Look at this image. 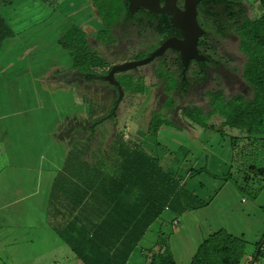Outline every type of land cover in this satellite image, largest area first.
<instances>
[{
    "label": "trees",
    "instance_id": "16d2710c",
    "mask_svg": "<svg viewBox=\"0 0 264 264\" xmlns=\"http://www.w3.org/2000/svg\"><path fill=\"white\" fill-rule=\"evenodd\" d=\"M13 1L0 0V57L7 41L16 35L8 19L2 14V8ZM255 2L264 12V0H255ZM127 6V0L96 2L95 9L103 26L102 31L96 33L99 40L110 43L113 41L112 30L119 25H128L131 22H140L139 25L143 23L147 30L160 35L170 27L168 16L154 15L143 10L142 17L137 19V15L128 13ZM202 7L208 22V32L205 34L206 40L203 46L209 54H205L208 58L207 62L195 65L196 70L191 73L195 79L190 80L188 76L190 73L183 77L180 72L182 70L180 63L176 65L170 63L172 64L170 66L167 62L171 53L169 50L155 60L162 62L169 71L166 74L161 73L165 76L163 90L167 95L166 107L175 106L173 97H177L178 100L184 99L194 85L206 82L210 77L207 73L208 69H221L223 58L217 54V41L225 38L227 33L238 25L236 35L239 40V50L247 57L242 78L247 83L251 96L248 99L237 94L231 100H225L223 93L219 91L211 94L212 111L205 114L201 108H182L180 112L186 122L202 129H213L208 126V119L211 115L217 114L224 120L226 127L239 130L240 135L230 137L214 132L222 139H228L232 163L239 164L255 175L263 176L264 14L259 19L244 22L241 0H204ZM234 13H237V20L227 22L225 18L228 15L232 18ZM224 15L226 17H223ZM59 44L66 49L64 50L70 57L71 67L77 71V79L85 83H105L100 77L107 75L112 66L91 48L83 30L75 25L68 26L59 39ZM171 68L174 70L170 71ZM106 84L116 90L114 86ZM131 86L128 85V89L130 88L129 91L132 92ZM115 103L116 100L106 120L112 121L116 118L119 108L114 110ZM100 122H103L101 118L92 123L91 132H94ZM163 125L172 126L173 124L170 120L154 114L147 133L156 137ZM157 147L158 156L151 157L120 135L110 146V154L107 158L102 155L100 158L93 159L91 164H87L85 160H79L76 167L78 173L72 174V179L62 180L63 174L57 176L52 196L54 199H61L51 203V210L55 211L56 216L67 215V213L62 214L61 206L68 192L61 190L58 185L66 183L76 187L73 194L68 195V198H78L75 206L84 201L76 212L78 223L69 228L74 230L71 232L72 238L66 236L63 217L53 223L56 232L70 245L73 253L84 264H126L135 247L150 227L165 214V211L178 217L194 210L195 204H200L196 197L179 184L182 178L188 179L196 173H190L195 162L192 153L185 148L171 151L160 145ZM90 167H94L90 173H83V169ZM203 172L208 173L206 170ZM94 199L97 201L95 202ZM88 217H91V220L88 221ZM263 239L264 235L256 244V248ZM245 249L246 242L243 239L221 229L202 242L191 264H240L244 258ZM151 253L150 250L149 254ZM154 255L146 261V264H172L170 256H164L161 262L155 258L159 254ZM263 256L264 244L254 259L256 261Z\"/></svg>",
    "mask_w": 264,
    "mask_h": 264
},
{
    "label": "crops",
    "instance_id": "0c3cea01",
    "mask_svg": "<svg viewBox=\"0 0 264 264\" xmlns=\"http://www.w3.org/2000/svg\"><path fill=\"white\" fill-rule=\"evenodd\" d=\"M23 1H25L23 2L24 4L29 3L30 6L36 5V0ZM67 2L68 0L62 2V5H59L57 9L50 8L52 10L51 15L46 17V19H43L44 17L42 15L45 10L40 2L39 10L41 12L39 13L37 9V18H33L30 15L31 12L26 13L27 16L25 19H23L22 15L19 13H13L14 16L9 15L10 19H20L22 23L27 26L22 29L24 33L19 35V42L10 43L25 47L27 49V54L30 55L28 62L32 63L33 66L32 72L26 76L27 87L32 88L35 93L41 95H47L49 93L48 84L55 88L54 93L57 92L58 88L64 87L76 95V97L74 95L71 101H75L76 103L83 102L84 104L90 103L95 107L97 104L98 91L93 92L90 84L76 78L77 71L71 68L70 57L67 55L64 48L62 49L59 46V39L66 31V29L63 31L62 27L66 28L67 26L75 25L83 30L80 25H83L84 22H89L90 26H94V22L91 24L90 21L93 17H95L94 21H96V16L90 14L92 6L94 7V3L92 0H69V2ZM90 15L92 16L91 19H89ZM60 17H62V20L50 33H48L47 36L49 37L46 38L43 29L50 23L57 21ZM68 22L69 24L65 26ZM59 26L61 27L58 29ZM96 26L97 27L94 26V31L99 32L101 26H98L97 21ZM36 29L37 31L30 35V33ZM56 29L58 30L55 31ZM38 33L41 34L39 38L37 37ZM51 36L54 42H44L50 40ZM46 43H50L49 49L45 48ZM8 51L9 47L6 51L4 48V53L2 52L0 61ZM14 52L17 53L19 50H14ZM53 52H59L63 59L55 61L48 60L47 55ZM62 62H64V68L58 72L56 66L60 65ZM138 70L140 69L137 68V71ZM128 73L130 72H127V74ZM139 76L140 72H137L136 78ZM123 77H125V75ZM127 93L128 92H125V94ZM138 94V96H140L141 93L138 92ZM122 102H120L119 105H121ZM38 105H41V109L54 116L55 112L59 111L60 104L55 105L46 102L42 104V102H39ZM188 107H200L205 109L203 106L198 105H189ZM140 108L143 110L144 106L140 105ZM85 110H87L88 113L93 111L92 108L88 106ZM80 111L81 110L76 109L75 112H73V110L65 111L61 128L64 135L58 136L55 131V128L60 126V116L56 114L55 119H52L55 126L53 127L51 135L53 139L58 142L57 148L59 145L61 148H55L46 153V166H49L48 161L54 158H50L49 156L63 155L66 145L68 144L77 143V145H81L80 148H83V151L78 153L84 155L83 158L87 164H91L93 159L100 158L104 154V157L107 158L108 154H110L108 150L103 153L98 149V147L101 146L102 134L101 137L100 135L99 137L95 135L90 137L89 133L84 135L79 134L81 125H75L80 123ZM208 112L209 111H207V113ZM219 117L220 116L217 114H213L209 117L208 126H211L213 129H202L186 122L179 115L176 117V121L167 118L172 121L173 125H163L159 129L156 137H151L145 132L148 127L145 129L143 128L145 123L143 121L140 122V127L138 128L135 127L132 129L133 126L130 125V129L134 131L133 134L128 135L124 133L125 140L130 138L135 146H140V150L151 157L158 156V145L171 151H176L179 148H185L190 151L192 155L195 156V162L191 167L190 173L198 171L199 174L192 175L188 179L187 177L183 179V186L184 189L192 194V196L196 197L197 202L200 203L198 205L195 204L193 207L194 210L178 217L169 211H165V214L150 227L144 238L135 247L126 264H146V261H149L151 256H155L154 254H159L156 255L158 257L155 258L161 262L164 260L163 257L168 255L171 258L172 264H191L202 242L221 229L246 242L247 249L240 264L244 262L255 264L256 261L254 257L258 252L256 244L259 243L264 235V217H262V215H258L252 222L249 221L248 224H246L249 230L241 226L237 234L227 230V224H222V228L217 227V229H215L212 227L211 231L206 234L201 223L197 221L198 216L210 207V203L217 202L216 197L218 190H215L213 186L222 185V183L217 182L219 180H215L207 174L211 173L214 175H228L234 177L233 180L236 186L243 181V189L239 188V190L253 193L256 198L260 196L258 193L260 190H256V187L260 186V189H264L262 188L264 185V175H255L245 170L239 164L230 161V150L227 141L221 140V138H218L219 135L216 134L218 131L215 129V126H220L221 124L223 125L222 127H226L224 120L221 117V119H219ZM130 119L132 120L131 124L139 125L140 115L135 118L131 115ZM94 121H92V123ZM108 123L111 124V127L113 126L110 129H116V132H122V130L128 131L129 125L125 123L122 125L123 128H121L117 118H114ZM104 125L106 126L107 123L105 122ZM75 127L77 131H74ZM66 129H69L68 134H66ZM35 131L38 134L31 138L29 136L28 138H30V140H26L25 143L35 144L34 153L38 161L40 153L45 150L48 137L44 140V145L41 146L43 132H39V129H35ZM234 131L240 135L239 130ZM8 134V127L0 132V135L8 136ZM11 138L10 136L9 142H3L9 139L0 137V264H84L82 260L73 253L70 245L56 232L53 225V223H56L57 220L63 217L62 222L65 224L66 236L72 238L71 232H74V230H70L69 228H72L75 223H78L76 220V212L84 202H80L75 206V202L78 198H68V195H72L76 187L66 183L58 185L61 190L68 192L67 198H63L61 206L62 214L67 213V215L65 217H61L60 215L56 216L54 214L55 211L51 210V203L58 202L61 198L54 199L52 190L56 184L57 176L61 174L63 169H58L60 171L56 170L54 161H50V167L45 168L44 166L39 168L35 166V158H33V152L30 151L29 147L23 146V148H20V151H17L16 145L11 144L15 142V140L11 141ZM106 138L109 137L106 136ZM146 140L152 144L146 143ZM110 146H108V149H110ZM59 150L60 154L58 153ZM92 168L94 167L83 169V173H90ZM204 170L208 173L205 174L203 172ZM65 171H67V173L63 174L62 180L65 178L72 179L69 174L78 173L77 168L75 171L73 168L65 169ZM98 171L99 168L97 169V172ZM189 179L190 181L187 185ZM196 179H200L201 182L199 180L195 182ZM94 201L96 202L97 199H94ZM205 201L209 202V204L205 206L208 208L202 207L206 205ZM224 206L227 207L226 205ZM66 210L67 212H65ZM235 210H238L237 207ZM244 214L243 211H239L235 217L245 222L246 219L244 218ZM224 218L226 219V216ZM232 219H234V216ZM89 220H91V217H88V221ZM254 227H257L256 230L253 229ZM150 250L152 251L151 254H149ZM122 255L121 253V257Z\"/></svg>",
    "mask_w": 264,
    "mask_h": 264
},
{
    "label": "rangeland",
    "instance_id": "374dc122",
    "mask_svg": "<svg viewBox=\"0 0 264 264\" xmlns=\"http://www.w3.org/2000/svg\"><path fill=\"white\" fill-rule=\"evenodd\" d=\"M65 1L66 0H36L35 6L38 7H35V6H30L29 3L24 4L23 2L25 1L23 0H14L10 5L2 8L3 16H5L6 19H8V22L10 23L12 29L16 32V35L14 36V38H11L7 41L5 51L8 49V47H9V51L4 55L3 59H1L0 61V132L4 131L6 127L9 128L8 136L0 135V137L4 139H9L3 142H9L11 136L12 137L11 141L15 140V142H12L11 144L16 145L17 151H20L21 150L20 148H23V146H28L30 151L33 152V158H35L36 157L34 153L35 144L25 143V142L26 140H30L31 137H35L38 134L36 133L35 129H39V132H43V137H42L43 141L41 143V146L44 145V140L47 137H48V142L45 147V150H43L40 153L38 161L35 158V162H34L35 166L39 168L44 166L45 168L50 167L51 166L50 161H54L55 169L56 170L63 169L61 174H64L67 173L65 169L73 168L75 171L79 160L81 159L85 160L83 158L84 155L78 153L80 151H83V148H80L81 145H77V143L68 144L66 145L63 155L49 156L50 158L54 157L55 159L54 158L50 159L48 161L49 166H46L47 165L46 164L47 157L45 158L46 153L49 150H53L57 148L58 146V142H56L51 135L53 127L55 126V124L52 122V119H55L56 114L60 116L59 119L60 126H57L55 128V131L57 132L58 136L64 135L63 130L61 128L64 119L63 116L66 110L67 111L73 110V112H75V109L81 110L79 112L81 114V116L79 117L80 123L75 125V126L81 125L79 134L84 135L89 133L90 137H92L93 135L97 137H99L100 135L101 137L102 134L101 146H99L98 149L103 153H105L106 150L109 151L108 146L112 145L116 137L121 135L124 138L125 137L124 133H127L128 135L133 134L134 131L132 129H134L135 127L136 128L140 127V122L142 121L145 122L143 128L144 129L147 128L154 114L160 115L166 119L168 118L170 120L176 121L177 116L180 115L182 117L180 112L182 108H200V107H188L189 105L203 106L205 109L202 108L201 109L205 114L207 113V111L209 112L212 111V108L210 106L212 93H217L219 91L222 92L225 100H231L237 94H241L248 99L251 96L250 89L247 83L245 82V80L242 78L243 67L247 62V57L244 56V54H242L239 51L238 37L237 35L231 34V32H229L231 34V39L229 40L227 47L231 54L233 52L234 54H236L235 56L238 62L233 64L227 63L225 65V70L227 68L232 69V73H230L232 74V77L228 78L227 75L223 77L218 73H210L208 70L207 72L210 73V77L206 82L197 83L196 85H194L189 90L188 92L189 94H187L184 99L178 100L177 97L172 98L173 101L175 102V106L173 108H170L169 104H168L169 108L166 107L167 95L164 93L163 90L165 76L162 75L161 73L166 74L169 73V71L167 70L166 67L163 66L162 62L153 61L148 65L139 67L138 69L140 70H138L137 72H140V76L138 78H136L137 72L134 70L128 71L130 72L128 74L127 72L123 74H117L116 78L118 79L119 83H121L124 90L128 93L127 94L124 93V95L122 96L123 102L121 101L122 102L121 105H117L119 109L117 111L116 118L118 119L121 128H123L122 125L125 123H127L129 126L130 125L133 126L132 129H130L131 126L130 127L128 126V131L122 130V132H116V129H110L113 126L111 127L110 126L111 124L108 123L109 120L108 119L106 120L110 110L112 109L113 102L118 97V92L113 87L108 86L106 84L107 82L88 83L92 86L93 92L98 91L97 104L95 107L90 103L84 104L83 102L76 103L75 101H71L75 94L70 90L65 89L64 87L58 88L57 92L54 93L55 88L48 84L49 93L47 95H41L35 93L32 88L27 87L26 76L32 72V66H33L32 63L28 62L30 55L27 54V49L25 47L10 43V42H19V38H20L19 35L24 33V30L22 29L26 28L27 26L24 25L20 19H13V20L10 19L9 15L14 16L13 13H19L22 15L23 19H25V17L27 16L26 13L31 12L30 15L33 18H37L38 16L36 14H38V12L39 13L41 12L39 10L40 9L39 2H40L45 10L44 14L42 15L44 17L43 19H46V17L51 15L52 12L51 9L53 8L57 9L59 5H62V2ZM92 1L95 7L96 2H98L99 0L98 1L92 0ZM241 2L243 6L242 11L244 12V18H243L244 22L254 21L256 19H259L261 16H263L264 12L261 9L260 5L257 2H255V0H241ZM44 4L47 7L44 6ZM94 7L92 6V10L90 14H94L96 16L97 24L99 27L101 26L100 30L102 31L103 26L99 23L100 22L99 17ZM91 18L92 16L90 15L89 19ZM94 19L95 17H93L92 20H90L91 24H93L94 22V26L97 27L96 21H94ZM61 20L62 17L58 18L57 21L50 23L43 29V33L45 34L46 38L49 37L47 36L48 33H50L54 29V27H56L58 23H60ZM68 24L69 22L65 24V26H67ZM80 26L83 28V30H85L84 32L87 35V40L89 41V44L92 46V49L97 51L105 59L107 64L111 66L121 64L126 61L135 60L136 57L140 59L145 58L147 56L146 54L147 51L153 50L154 44L156 45V42L158 40L156 32L152 30H147L146 26H143V28L140 27L139 29L137 28L135 22H131L128 26L124 28L123 31L120 29V27H115L111 33L113 35V41H111L110 43H104L101 40H99L96 35L97 32L94 31L95 27L93 25L90 26L89 22H84V24L83 25L81 24ZM60 27L61 26H59L58 29ZM66 28L62 27V30L64 31ZM128 28L129 30L127 31ZM58 29H56L55 31H57ZM36 31L37 29L31 32L30 35ZM40 33H38L37 36L38 38L41 35ZM125 35L127 37H125ZM220 40L221 39H219V41ZM94 41L96 42L95 44ZM139 41L143 42L144 44H147V46L145 47L144 45L138 46ZM44 42H54V39L51 36L50 40H46ZM123 43L126 46L121 47ZM133 44L135 45L137 44V46H133ZM49 47H50V43H46L45 48L49 49ZM60 47L62 48V46ZM14 50H19V52L15 53ZM47 59L55 61L63 58L59 52H53L47 55ZM63 68H64V62L56 66L58 72L61 71ZM173 70L174 68L170 69V71ZM124 75L125 77H123ZM188 76L191 81L195 79L191 74H188ZM126 80L128 83L126 82ZM128 85L130 86L132 85L131 86L132 92L129 91L130 88L128 89ZM138 92H140L143 95L140 94V96H138L139 95ZM39 102H42V104L45 102L55 105L60 104L59 111L55 112L54 116H52L49 112H46L43 109H41L42 108L41 105H38ZM140 105L144 106L143 110L142 108H140ZM87 106L92 108L93 111L91 113L90 112L88 113V111L85 110ZM115 107H116V103L113 108ZM129 113L134 118L140 115L139 125L131 124L132 120L130 119L131 115ZM127 115H128V120H127ZM99 118H101L103 122H100L98 127L94 130V132L93 131L91 132L92 121L94 120L97 121ZM219 119L221 118L219 117ZM105 122L107 123L106 126L104 125ZM222 126L223 125L221 124L220 126H215V129L220 133L219 135L221 136L224 135V137L239 135V133H236L233 128L222 127ZM75 130L76 127L74 131ZM145 132L147 133V130ZM68 133H69V129H66V134ZM208 133L214 135L211 132ZM29 136L30 138H28ZM106 136H108L109 138H106ZM221 136H219L218 138H221ZM221 140H226L228 143V139L221 138ZM128 142H130L132 145L135 146V144L131 141L130 138L128 139ZM146 143L152 144L147 140ZM76 147L78 149V152ZM59 148H61L60 145L57 149ZM138 148L140 149V146ZM229 150H230V146H229ZM58 153L60 154V150L58 151ZM193 158H195L194 155ZM72 174L73 173L70 174V177ZM197 174H199L198 171L195 173V175ZM207 175L215 180H219L217 182L222 183V185L213 186L215 190H218L216 197L217 202L210 203V207L208 208L205 206H207L209 202L205 201L206 205L202 207L208 209L204 211V213L198 216L197 221L201 223L202 228L206 234L209 231H211L212 227L215 229H217V227L222 228V224L225 225L227 224L226 226L227 230L237 234L241 226H243L246 230H249V227H247L246 224H248L249 221L252 222L254 218L257 217L258 215H262V217H264L263 216L264 189L263 190L260 189V186L256 187V190H260L258 192L260 196L256 198L254 197L253 193H247L239 190V188H242L243 181L238 186H236L233 180L234 177H230L228 175L227 176L214 175L211 173ZM183 179L185 178H182L181 180L183 181ZM198 180L200 181V179H196L195 182H198ZM189 181L190 179L188 180L187 185L189 184ZM181 185H184V182H182ZM262 188H264V185L262 186ZM224 205H226L227 207H225ZM236 207L239 211H243L245 213L244 214V218L246 219L245 222H242L241 220H239V218L235 217L239 212L238 210H235ZM225 216L226 219L224 218ZM233 216L234 219H232ZM256 228L257 227H254L253 229L256 230ZM242 264H248V262L247 263L244 262ZM255 264H264V257L257 258Z\"/></svg>",
    "mask_w": 264,
    "mask_h": 264
},
{
    "label": "water",
    "instance_id": "95a60500",
    "mask_svg": "<svg viewBox=\"0 0 264 264\" xmlns=\"http://www.w3.org/2000/svg\"><path fill=\"white\" fill-rule=\"evenodd\" d=\"M127 1V11L129 14H134L138 10L142 9L150 14L168 16L170 24L179 31L181 39L168 38L155 51L150 53L145 58L130 60L121 64L113 65L107 75L100 77L101 80L109 83L111 86H114L118 92L116 107L114 109L117 108V105H119L121 98L124 95L122 86L116 78L117 74L126 73L148 65L155 61L158 57H161L167 50H177L179 52L183 67V77L185 76V70L187 69L191 59L196 61L206 60V57L199 55L196 47L199 38L204 34V30L199 26L196 19L197 4L199 0H183V10H181L178 6L179 0H163V3H161V0ZM263 243L264 239L258 246L257 251L260 250Z\"/></svg>",
    "mask_w": 264,
    "mask_h": 264
},
{
    "label": "flooded vegetation",
    "instance_id": "af4514ba",
    "mask_svg": "<svg viewBox=\"0 0 264 264\" xmlns=\"http://www.w3.org/2000/svg\"><path fill=\"white\" fill-rule=\"evenodd\" d=\"M203 2H204V0H199V2H198V4H197V14H196V19H197V22H198V24H199V26L204 30V34L199 38V40H198V42H197V50H198V53H199V55H202V56H204V57H206V55L205 54H209V52L208 51H206V48H204V46H203V42L206 40V38H205V34L208 32V22L206 21V16H205V13H204V11H203ZM179 3H180V5H179ZM178 6H179V8L181 9V10H183L184 8H183V0H179L178 1ZM141 11H143L142 9H140V10H138L136 13H134L135 15H137V19H140L141 17H142V13H141ZM237 12H238V10H236ZM230 14V13H229ZM223 17H226L225 15L223 16ZM237 13H234L233 14V17L231 18L229 15L225 18V20L227 21V22H235V20H237ZM138 23H140V22H135V24H136V26H137V28H139L140 29V27L141 28H143V23H141V25H139ZM170 23V22H169ZM129 25V24H128ZM128 25H119V26H117V27H120V29L123 31L124 30V28L126 27V26H128ZM124 26V27H123ZM236 26H238V25H235L234 26V29H232V30H230L229 32H231V34H233V35H236L237 34V32H236V30H237V27ZM129 30V28L127 29V31ZM126 31V32H127ZM130 32V31H129ZM227 33V36L225 37V38H220L221 40L220 41H217V43H218V45H217V48H218V51H217V54L218 55H220L222 58H223V65L221 66V69L220 70H213V69H208L209 70V72L210 73H218V74H220L221 76H225V75H227L228 76V78H230V77H232V74H230V73H232V69H230V68H227L226 70H225V65L227 64V63H230V64H233V63H236V62H238L237 60H236V54H234V52L231 54L230 53V51L228 50V47H227V44L229 43V40L231 39V34L230 33ZM125 37H127L126 35H125ZM157 38H158V40H157V42H156V45L154 44V48H153V50H149V51H147V56L150 54V53H152L153 51H155L166 39H168V38H177V39H181V35H180V33H179V31L176 29V28H174L171 24H170V27L162 34V35H160V34H157ZM124 40V39H123ZM125 41V40H124ZM224 41V42H223ZM89 42V41H88ZM161 42V43H160ZM96 42L94 41V44H95ZM117 43H119V42H117ZM160 43V44H159ZM144 45V47L145 46H147V44H144L143 42H140L139 41V44H138V46H143ZM91 46V45H90ZM123 46H126L124 43L121 45V47H123ZM133 46H137V44L135 45V44H133ZM148 46H149V43H148ZM98 47H101V46H98ZM97 47V48H98ZM127 47H129V46H127ZM143 47V48H144ZM91 48H92V46H91ZM168 51V50H167ZM171 53L169 54V57H168V60H167V62H169V63H174L175 65L176 64H178V63H180L181 64V58H180V54H179V52L177 51V50H169ZM240 51V50H239ZM165 54V53H164ZM163 54V55H164ZM162 55V56H163ZM143 59V58H142ZM135 60H138V59H135ZM207 60H208V58L206 57V60H204V61H196V60H194V59H191L190 60V62H189V65H188V67H187V69L185 70V74L187 75V73H193L195 70H196V67H195V65L196 64H201V63H204V62H207ZM152 63V62H151ZM170 65H172V64H170ZM177 68V67H176ZM181 73H182V71H183V67H182V64H181ZM207 70V71H208ZM208 73V72H207ZM210 73H208V74H210ZM184 78H185V76H184Z\"/></svg>",
    "mask_w": 264,
    "mask_h": 264
},
{
    "label": "built area",
    "instance_id": "2783aa9c",
    "mask_svg": "<svg viewBox=\"0 0 264 264\" xmlns=\"http://www.w3.org/2000/svg\"><path fill=\"white\" fill-rule=\"evenodd\" d=\"M182 182H183L182 180L179 181L180 184H181Z\"/></svg>",
    "mask_w": 264,
    "mask_h": 264
}]
</instances>
